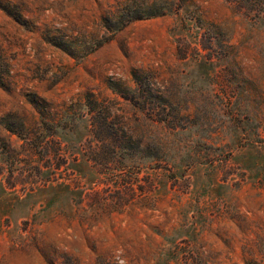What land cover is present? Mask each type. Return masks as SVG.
Listing matches in <instances>:
<instances>
[{
	"label": "rangeland",
	"instance_id": "rangeland-1",
	"mask_svg": "<svg viewBox=\"0 0 264 264\" xmlns=\"http://www.w3.org/2000/svg\"><path fill=\"white\" fill-rule=\"evenodd\" d=\"M0 264H264V0H0Z\"/></svg>",
	"mask_w": 264,
	"mask_h": 264
},
{
	"label": "trees",
	"instance_id": "trees-1",
	"mask_svg": "<svg viewBox=\"0 0 264 264\" xmlns=\"http://www.w3.org/2000/svg\"><path fill=\"white\" fill-rule=\"evenodd\" d=\"M105 134H108L110 136H115V134L112 131H103Z\"/></svg>",
	"mask_w": 264,
	"mask_h": 264
}]
</instances>
